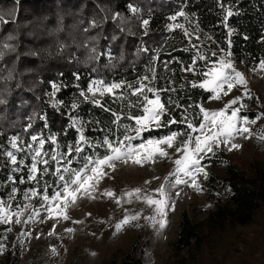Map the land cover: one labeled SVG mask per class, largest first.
Returning <instances> with one entry per match:
<instances>
[{
  "label": "trees",
  "instance_id": "obj_1",
  "mask_svg": "<svg viewBox=\"0 0 264 264\" xmlns=\"http://www.w3.org/2000/svg\"><path fill=\"white\" fill-rule=\"evenodd\" d=\"M129 3L141 8V12L135 17L127 10ZM223 3L226 6L232 4L239 13L229 18L228 27L234 29L231 37L228 35V28L222 23L225 13L217 0H0V15L11 21L7 25L0 24V46L9 34L16 37L15 40L7 41L15 46V52L5 51V56L0 59V98L7 101V104L0 105V153L10 150L9 137L19 134L27 141L32 133L41 132L44 123L48 124V128L43 129V134H55L59 150L64 151V145L74 143L77 137L69 119L72 116L88 122L85 134L90 138L102 139L108 135L112 139L114 135L120 136L122 129L119 125L112 124L114 117L111 113L89 102L81 103L83 98L79 96V91L86 88L88 81L94 77L133 82L138 76L147 74L153 57L159 77L155 82L156 86L175 89L162 92V101L167 102L171 97L185 105V108L192 104L193 108L188 111L198 113L199 109L195 105L212 100L209 98L211 93L191 88L188 81L199 78L192 73L182 72L177 60L172 59L178 58L187 67L194 50L184 52L183 49L190 42L209 55V50L217 52L218 57L231 51L234 62L250 71L264 59V0H223ZM181 6L189 14L191 27L199 25V40L196 35L191 38L183 37L179 29L167 31L166 25L172 23L168 17L179 11ZM117 12L129 19L124 32L120 31L117 21L111 20V16ZM142 19L150 21L147 35L143 34L140 27ZM93 20L98 22L95 28L90 26ZM176 22L189 26V22L183 17H178ZM113 36L116 37L115 40L112 39ZM205 36H210L211 40H205ZM90 37L97 39L90 41ZM229 40L232 42L231 48ZM92 45H95L98 52H110L115 59L103 55L98 61L90 60ZM141 47H146L149 51L140 52ZM169 61L171 63L166 69L164 64ZM202 65L203 61L197 62L198 67ZM9 73L12 79L6 80ZM74 73L79 74V80ZM169 80L172 81L171 84ZM52 83L62 86L55 97L49 95ZM181 84L185 87L181 88ZM54 100L62 101L59 108L52 106ZM73 102L80 103V107L71 109ZM104 104L113 111H129L123 106V102L114 103L110 98H105ZM168 107L177 119L185 111V108H175L173 105ZM34 113L45 116L46 121L34 118L33 128L24 132L23 129L29 123L28 117ZM241 114L253 118L251 112ZM96 121L100 123L97 124ZM121 122L130 123L124 117ZM185 128L186 125H170L168 128L153 129L150 134L166 135L169 130L183 131ZM148 135L149 133L143 134L141 139ZM138 142L140 141H133ZM49 147L48 144L45 145V149ZM97 151L102 154L104 149L86 148L85 154L94 155ZM21 156V153H17L18 159ZM23 158L26 164L31 163L27 156ZM219 160L223 163L225 175L216 181L221 192L212 196L214 208L208 212L207 218L220 229L226 225H247L258 211L264 209V169L258 168L246 173L231 161L217 158V155L202 162ZM73 166H79V162ZM11 167L14 166L0 154V198L5 200L13 186L6 183ZM11 174L15 176V186L18 189L14 203L23 205L27 202L23 198V191L36 185L18 183L22 175L26 179V169L22 173ZM45 179L51 182L55 177L46 176ZM51 191L49 189L50 194ZM32 202L38 204L39 198ZM179 227L173 242L178 252L190 249L198 239L196 227L189 221L185 211L181 213ZM3 229L4 226H0V233H3ZM5 244L6 249H13V254H8L9 264H18L20 245L15 243L13 248L9 247V239ZM141 262L140 255L125 254L120 261L112 258L104 264Z\"/></svg>",
  "mask_w": 264,
  "mask_h": 264
},
{
  "label": "snow or ice",
  "instance_id": "obj_2",
  "mask_svg": "<svg viewBox=\"0 0 264 264\" xmlns=\"http://www.w3.org/2000/svg\"><path fill=\"white\" fill-rule=\"evenodd\" d=\"M221 10L225 13L222 23L228 28V35L231 37L234 29L228 27L230 17L239 13L234 9L232 4L227 6L223 0H217ZM127 10L133 14L141 12V8L135 4L129 3ZM183 17L189 22L186 27L184 23H178L177 18ZM111 20L117 21L121 32L126 31L125 25L129 19L122 16L119 12L111 16ZM172 23L166 25L167 31L171 32L179 29L183 37L191 38L196 35V39H200V28L197 24L195 28L191 27L189 14L181 6L179 11L168 17ZM149 19H142L140 27L143 29V34L147 35L149 29ZM11 21L6 20L3 15H0V24L7 25ZM92 28L98 26V22L93 20L90 23ZM88 31V29H85ZM247 39V37H244ZM16 37L9 34L6 40L2 43L0 50V59L5 56V51L15 52V46L7 41L15 40ZM96 37H90V41H95ZM116 39L115 36L112 37ZM205 40H211L210 36H205ZM231 40H229V48H231ZM87 46V45H86ZM194 50V55L191 57V63L184 66L183 62L178 58L173 57L180 64L182 72L192 73L199 79L188 81L191 88L202 89L211 93L209 97L215 101H221L223 97H227L234 89H242V95L234 96L223 104V107L217 110L206 109L203 105L197 104L198 113H191L188 109L193 108L192 104H181L178 100H173L169 97L167 102L162 101V92L175 91L173 88L157 87L155 82L159 79L154 60L152 58L147 68V74L138 76L133 82L126 80L108 81L103 77L91 78L86 88H81L79 96L83 102H89L97 107H100L106 112H110L114 117L113 125H119L122 129L120 136L110 139L108 135L102 139H93L85 134V126L88 122L83 121L75 116L69 117L71 127L76 130L77 137L74 143L64 145V151H60L57 136L49 133L43 134V129L48 128V124L44 123L41 132L32 133L29 139L24 140L19 134L9 137L8 144L10 150L4 151L2 154L7 162L14 166L10 169V174L7 177L6 183L12 184L11 191L7 199L0 198V226H6L3 233H0V254L6 252L5 241L8 239L7 233L13 231L12 225L27 224L30 221H35L41 211L47 213L46 219L60 218L68 220V208L75 206L82 198L96 199V193L100 181L108 175L106 169L115 170L117 162L124 164L132 163L143 166L151 161L155 162L157 157L168 158L172 157L169 154V149H173L179 155L173 159L174 167L172 171L164 177L166 183H161L156 189L151 192L145 191L142 188H134L122 192L117 195L110 189L99 193L100 196L114 199L117 204L122 201L131 203L134 200L142 201L152 209V214L144 216L146 222L156 228V231L162 232L169 223L168 216L170 211L175 209V201L170 199L169 190L166 184H170L171 188L175 189L179 185H186L196 191H202L199 183V178L208 177V172L205 166L201 163L211 155H215L218 150L226 148L229 152L239 150L242 145L236 143L237 137L245 140L251 139L254 136L264 141V127H261L259 132H254L251 125L257 124V121L264 116V113L257 115L255 118H249L247 115H242V111L247 108V105L242 102L243 97L251 98V92L248 88V80L245 75L238 71L234 65L231 51L225 52L223 56L218 57V53L210 51V55L205 53L198 45L190 42L189 46L184 47V52ZM140 52L149 51L146 47H141ZM223 51V49H221ZM89 59L98 61L103 55H107L109 59H115L111 53L98 52L95 45L90 48ZM212 57H218L212 59ZM121 59L123 57L121 56ZM198 61H203L202 66H197ZM171 61L166 62L164 67L167 69ZM264 71V59L259 61L253 71ZM95 72L96 69H93ZM77 80L80 79L79 74H73ZM12 79L11 73L5 78ZM172 83L171 80L168 81ZM52 92L50 96L55 97L56 93L62 87L56 83H52ZM79 87V85H77ZM181 88L185 85L181 84ZM151 94V95H150ZM99 97V98H98ZM105 98H110L114 103L123 102V106L129 111H113L111 107H105ZM62 101H52V106L59 108ZM7 104L4 98H0V105ZM168 105H173L175 108H185L181 113V118L177 119L172 115V109ZM71 109L75 110L80 107V103L73 102L70 105ZM124 117L130 123L124 124L121 118ZM39 119L46 121L43 115L28 117L29 123L23 129L28 132L33 128V120ZM95 123L99 124V121ZM186 125L183 131H172L166 135L152 136L150 134L153 129L168 128L170 125ZM149 135L141 139L142 135ZM133 141H140L133 143ZM48 144L49 149H45ZM104 149L101 154L97 151L94 155L85 154V149ZM17 153H21V158L18 159ZM24 156H27L31 163L26 164ZM79 162V166H73ZM27 170L26 179L22 175L18 181L19 184L31 183L36 186L27 188L23 191V198L28 203L21 206L16 201L18 192L15 184L17 183L15 176L11 173H22ZM46 176L55 177L51 182L45 179ZM169 177H172L169 180ZM149 183V182H145ZM51 189V194L49 193ZM179 195V192L176 193ZM39 198V205L34 206L32 201ZM28 212V218L22 219L25 213ZM141 219V214L136 212L128 214L125 210V215L115 224L116 232H119L125 225L131 224L133 221ZM81 223V221H73ZM135 226L139 227V224ZM55 228V225H53ZM66 232H73L74 229L67 228ZM54 231H50L49 235H54ZM115 234V232L113 233ZM21 236H31V233L21 231L17 237V243L22 244ZM38 238V237H37ZM53 255L57 253L55 247L51 248ZM95 253H93L94 255Z\"/></svg>",
  "mask_w": 264,
  "mask_h": 264
},
{
  "label": "rangeland",
  "instance_id": "obj_3",
  "mask_svg": "<svg viewBox=\"0 0 264 264\" xmlns=\"http://www.w3.org/2000/svg\"><path fill=\"white\" fill-rule=\"evenodd\" d=\"M234 65L245 75L251 92V98L243 97L242 102L247 108L242 113L251 112L255 118L264 113V71H250L236 62ZM237 95H242V89H234L221 101L209 100L201 105L206 109L217 110ZM261 127H264V116L257 124L251 125L257 133ZM235 142L241 144L242 148L231 152L222 148L208 158L217 155V158L231 161L246 173L264 169V141L254 136L248 140L237 137ZM168 151L171 159L157 157L154 163L149 161L143 166L117 162L115 170L106 169L108 175L98 185V198H82L75 206L69 207L68 220L46 219L47 213L41 211L35 221L12 225L13 231L7 233L11 248L17 243L21 231L31 233V236L20 237L23 243H18L21 248L17 256L18 264H104L112 258L120 261L125 254L140 255L141 264H264V209L258 211L247 225H226L222 229L207 218L208 212L214 208L212 196L221 192L216 182L225 175L221 160L201 162L208 172L207 178H199L202 191L198 192L186 185L173 189L170 184H166L170 199L175 201V209L169 212L168 226L159 233L150 222L143 219L152 214V209L142 201L133 199L131 203L122 201L117 204L114 199L99 195L106 189L117 195L134 188L151 192L161 183H166L164 177L172 171L173 159L179 155L173 149ZM177 192L179 195H176ZM32 203L34 206L39 205V202ZM125 210L128 214L139 212L141 219L116 232L115 224L125 215ZM183 211L196 227L198 239L190 249L178 252L173 242L180 229L179 220ZM27 218L28 212L22 219ZM67 228L74 231L66 232ZM50 231L55 234L49 235ZM52 247L57 250L55 255L51 251ZM8 254H13V249H6L4 254H0V264H9Z\"/></svg>",
  "mask_w": 264,
  "mask_h": 264
}]
</instances>
